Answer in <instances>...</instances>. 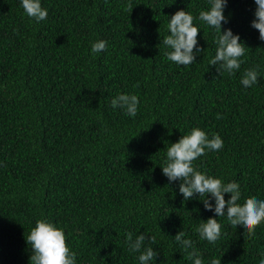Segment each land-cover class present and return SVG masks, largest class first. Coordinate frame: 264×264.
Returning <instances> with one entry per match:
<instances>
[{"label": "trees", "instance_id": "1", "mask_svg": "<svg viewBox=\"0 0 264 264\" xmlns=\"http://www.w3.org/2000/svg\"><path fill=\"white\" fill-rule=\"evenodd\" d=\"M41 4L48 16L37 23L21 0H0V264H30L26 238L38 219L64 230L76 264H140L129 232L155 237L144 245L159 254L150 264H193V249L204 264H260L264 223L250 238L206 211L205 197L184 201L181 181L170 183L161 169L169 143L198 127L224 146L193 166L237 182L240 204L264 200V41L251 27L254 0H228L224 9L222 32L248 47L234 74L210 65L218 33L199 19L209 0ZM178 10L193 15L204 49L188 66L169 61L162 43ZM101 40L106 50L92 53ZM252 68L258 83L245 88ZM121 93L138 96L135 117L111 107ZM208 218L221 224L214 244L196 231ZM179 231L193 249L174 240Z\"/></svg>", "mask_w": 264, "mask_h": 264}, {"label": "clouds", "instance_id": "2", "mask_svg": "<svg viewBox=\"0 0 264 264\" xmlns=\"http://www.w3.org/2000/svg\"><path fill=\"white\" fill-rule=\"evenodd\" d=\"M228 0H209L210 8L199 13V19L208 26L216 29L217 49L214 59L210 65H219L229 74H234L241 67V57L248 48L241 42L239 35H234L231 29L222 32V24L228 23L224 15V9ZM256 5L254 19L251 27L259 32V39L264 41V0H254ZM21 5L26 15L37 23L48 16V10L42 7L41 0H21ZM131 8V4L127 5ZM194 17L188 11L178 10L171 16L168 23L169 35L162 43L170 49L166 53L167 59L177 65L188 66L195 63L198 54L204 49L198 47V35L200 29L194 26ZM106 41H97L92 44V53H100L106 50ZM195 50V51H194ZM259 73L255 68L248 69L241 78V84L245 88H251L258 83ZM139 87V84L134 85ZM140 101L135 94H118L111 100L113 109L121 108L125 114L135 117ZM219 118V117H218ZM223 140L219 134H208L198 127L181 136L178 142L169 143L167 148V159L161 167L162 174L168 181H181L179 193L184 201L192 199L195 195L205 197L202 201L206 211L214 212L215 216L227 217L233 227L240 226L251 238L255 235L257 227L264 223V200L257 197H249L243 204L238 203L241 198L240 185L235 182L224 183L222 179L208 175L193 166L195 160L206 155V149L219 151L223 148ZM225 194H230V199L225 200ZM209 197L211 199H209ZM215 201L214 205L211 202ZM226 209V212H225ZM202 240L215 243L221 236V224L215 218L202 221L196 229ZM186 233L179 231L174 240L181 244L185 251L193 249L191 239H185ZM130 252L140 253L138 260L140 264H150L159 255L152 247H145V240L155 243V237H146L143 233L133 240L131 232L126 234ZM26 243L31 245L32 254L30 264H76V254L67 245V237L62 228H58L47 219H38L35 226L30 230ZM188 258L193 264H204L199 252L195 249L188 252ZM211 264H221V260L213 259ZM264 264V256L260 259Z\"/></svg>", "mask_w": 264, "mask_h": 264}]
</instances>
